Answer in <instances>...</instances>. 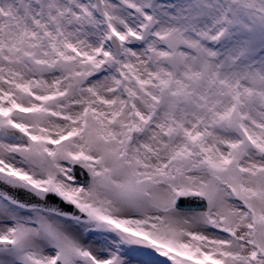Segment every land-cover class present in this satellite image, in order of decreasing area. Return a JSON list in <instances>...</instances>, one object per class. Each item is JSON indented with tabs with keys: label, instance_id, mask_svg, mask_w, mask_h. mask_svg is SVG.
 I'll list each match as a JSON object with an SVG mask.
<instances>
[{
	"label": "snow or ice",
	"instance_id": "obj_1",
	"mask_svg": "<svg viewBox=\"0 0 264 264\" xmlns=\"http://www.w3.org/2000/svg\"><path fill=\"white\" fill-rule=\"evenodd\" d=\"M0 264H264V0H0Z\"/></svg>",
	"mask_w": 264,
	"mask_h": 264
},
{
	"label": "water",
	"instance_id": "obj_2",
	"mask_svg": "<svg viewBox=\"0 0 264 264\" xmlns=\"http://www.w3.org/2000/svg\"><path fill=\"white\" fill-rule=\"evenodd\" d=\"M9 191H12V190H9ZM12 194H14V195H19V197H20L21 199H24V200H27V199H28V196H27L26 194L22 193V192L17 193V192H14V191H13ZM52 202H55V200L53 199ZM61 206H62V207H65L66 210H69V209L67 208V206H64V205H61Z\"/></svg>",
	"mask_w": 264,
	"mask_h": 264
},
{
	"label": "rangeland",
	"instance_id": "obj_3",
	"mask_svg": "<svg viewBox=\"0 0 264 264\" xmlns=\"http://www.w3.org/2000/svg\"><path fill=\"white\" fill-rule=\"evenodd\" d=\"M93 238L92 237H89V240H92Z\"/></svg>",
	"mask_w": 264,
	"mask_h": 264
}]
</instances>
